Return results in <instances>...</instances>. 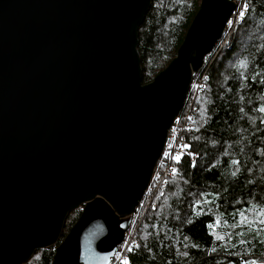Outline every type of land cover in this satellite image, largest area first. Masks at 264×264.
Listing matches in <instances>:
<instances>
[{"label":"water","instance_id":"1","mask_svg":"<svg viewBox=\"0 0 264 264\" xmlns=\"http://www.w3.org/2000/svg\"><path fill=\"white\" fill-rule=\"evenodd\" d=\"M151 0H0V264H109L193 73L235 2L199 0L174 56L141 83ZM79 209L60 239L67 214Z\"/></svg>","mask_w":264,"mask_h":264},{"label":"trees","instance_id":"2","mask_svg":"<svg viewBox=\"0 0 264 264\" xmlns=\"http://www.w3.org/2000/svg\"><path fill=\"white\" fill-rule=\"evenodd\" d=\"M232 1L245 14L225 28L192 76L190 88L197 80L203 88L181 134L188 154L172 158L164 185L135 207L134 245L109 264L264 261V0ZM198 2L151 0L137 30L141 83L174 56ZM159 167L160 161L154 171ZM78 213L67 214L60 239ZM52 254V247L35 250L21 264H50Z\"/></svg>","mask_w":264,"mask_h":264},{"label":"built area","instance_id":"3","mask_svg":"<svg viewBox=\"0 0 264 264\" xmlns=\"http://www.w3.org/2000/svg\"><path fill=\"white\" fill-rule=\"evenodd\" d=\"M241 12H243V15L245 14L244 9H242L241 7L237 8L235 6V9L230 19L228 20L225 28L233 24H238L241 18ZM201 88H203V84L201 83L200 80L199 81L197 80L196 82L192 84L190 88L191 93H190V96H188L189 99L185 103L184 109L181 110L180 112L178 111L177 115L172 121L170 128L167 130L162 152L158 159V161H160L161 167H159V169H157L156 171L153 170L150 182L147 188L145 189L143 196L147 195L148 197V195H150L152 192L156 191L157 189H159V187L164 185L165 180H166L165 177L167 175H170V168L168 166V162L172 158L182 153L188 154L186 151H184V145L182 142L181 134L185 128L189 127V123L192 120V116H191V113L193 111L192 100H193L194 94L197 91H200ZM190 158L191 160H194V155L191 154ZM141 200L139 201L138 204L141 203ZM130 233L131 231H130V226H129L128 230L124 234V237L121 243L119 244V246L123 244V249L120 250V248H118L116 254L113 256V257H117V255L120 254L118 261H120L123 258V255L127 251H130L129 249H131L133 239H132V234L129 235ZM128 236L130 237L128 238Z\"/></svg>","mask_w":264,"mask_h":264},{"label":"rangeland","instance_id":"4","mask_svg":"<svg viewBox=\"0 0 264 264\" xmlns=\"http://www.w3.org/2000/svg\"><path fill=\"white\" fill-rule=\"evenodd\" d=\"M237 5H239V6H241L242 5V1H240ZM228 27V26H227ZM223 34V33H222ZM222 36V35H221ZM158 163V162H157ZM79 209H77V211H78ZM143 210V209H142ZM133 213H134V211H133ZM139 213H141V210L139 211ZM133 214H132V217H131V219L133 218ZM131 223V222H130ZM134 225V224H133ZM130 226V225H129ZM132 229L134 230L135 228H133V226H132ZM131 231V230H130ZM132 234V236H133V233H132V231H131V233L129 234V235H131ZM130 236H128V238H129ZM127 238V239H128ZM134 245V242L132 241V245H131V248H132V246ZM118 248H120V250L121 249H123V244L121 245V246H119L118 245ZM117 248V249H118ZM32 256V255H31ZM119 256H120V254L119 255H117V257H113V258H115V261H117L118 262V258H119ZM124 256V255H123ZM123 259V258H122ZM255 264H264V261H260V262H255Z\"/></svg>","mask_w":264,"mask_h":264},{"label":"snow or ice","instance_id":"5","mask_svg":"<svg viewBox=\"0 0 264 264\" xmlns=\"http://www.w3.org/2000/svg\"><path fill=\"white\" fill-rule=\"evenodd\" d=\"M241 16H243V12H241ZM261 111H264V108H262ZM179 158H180L179 156H176L175 157L176 160H179ZM173 171H175V169H173ZM129 250H131V249H129ZM124 264H127V261L126 260L124 261ZM250 264H255V262L254 261L253 262H250Z\"/></svg>","mask_w":264,"mask_h":264}]
</instances>
